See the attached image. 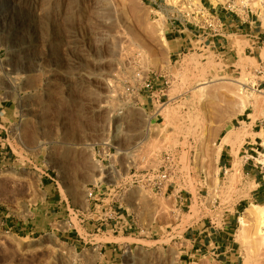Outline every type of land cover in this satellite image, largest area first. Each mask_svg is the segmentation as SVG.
Masks as SVG:
<instances>
[{
    "label": "rangeland",
    "instance_id": "rangeland-1",
    "mask_svg": "<svg viewBox=\"0 0 264 264\" xmlns=\"http://www.w3.org/2000/svg\"><path fill=\"white\" fill-rule=\"evenodd\" d=\"M214 11L262 16L264 0H0L15 154L0 165V264H77L108 242L115 264H230L180 254L202 221L228 227L235 264H264L258 221L238 223L251 204L264 212V48L258 63L238 31L220 49ZM186 26L205 40L175 32ZM163 160L169 180L148 186ZM100 182L118 185L103 198L133 211L140 235H87L67 210Z\"/></svg>",
    "mask_w": 264,
    "mask_h": 264
},
{
    "label": "crops",
    "instance_id": "crops-1",
    "mask_svg": "<svg viewBox=\"0 0 264 264\" xmlns=\"http://www.w3.org/2000/svg\"><path fill=\"white\" fill-rule=\"evenodd\" d=\"M214 8V7H212ZM204 10L209 12L210 8L203 7ZM214 15L219 17L222 24V33L215 37L214 40L216 44L221 49L224 47V42L229 44L228 38L231 36L237 35L238 31L245 32L243 35L247 41L248 48H251V52H255L256 55L253 58L259 63L261 58V49L264 48V14L262 16L256 15L253 17L252 15H239L235 13L234 15L227 14V12H217L214 11ZM243 16V17H242ZM175 32L180 34V32L190 36L194 35L195 37H199L197 41L205 40L206 36L195 35L193 30H190L187 26L181 28H175ZM202 38V39H201ZM171 41L180 42V46H183L188 43V41L182 38L172 39ZM260 43V45H256ZM178 44V43H177ZM250 46V47H249ZM228 50H233V45H228ZM179 50V48H178ZM2 100H0V132L2 128H6L4 125L3 111L7 109ZM252 149V148H250ZM223 158V157H222ZM221 158V159H222ZM252 197L257 199L260 197V191L256 190L253 192ZM187 197L184 196H174V201L180 203V205H184L187 201ZM59 201L58 203H61ZM65 202V201H64ZM67 204V203H65ZM68 205V204H67ZM128 208H126L127 210ZM69 211V208L67 209ZM128 211V210H127ZM134 213L133 211H129ZM135 217L137 216L134 213ZM137 220V219H136ZM140 221V220H139ZM137 221V225L141 227V223ZM81 227H83L84 231L90 235L89 232H92L95 235L103 234V235H111L112 237H126L133 235H140L141 232L137 231V229L132 228L125 232L113 233L108 228L105 229L100 225V222L97 220L95 215H86L85 223H82ZM182 249L180 254L182 256H187V258L198 259L202 256H213L219 259V263L229 262L230 264H235L237 262L238 256L234 250V240L232 239L231 233L228 231V227L224 226L222 229L217 230L212 225H208V223L202 221L199 225L195 227H187L182 234ZM74 246L82 245L80 243L86 244V241L83 240L82 236L76 231L74 235L70 237ZM108 244V245H107ZM116 248L110 242L98 245L97 247H88L87 249H80V258L77 261V264H115L116 258Z\"/></svg>",
    "mask_w": 264,
    "mask_h": 264
},
{
    "label": "built area",
    "instance_id": "built-area-1",
    "mask_svg": "<svg viewBox=\"0 0 264 264\" xmlns=\"http://www.w3.org/2000/svg\"><path fill=\"white\" fill-rule=\"evenodd\" d=\"M214 19L217 26L215 29H213L215 31L214 35L219 36L222 33V24L219 17H217L216 15H214ZM208 25L211 26V24ZM160 77V75H155V78L144 81L143 86L151 90L155 85L154 81H159ZM160 83L163 85L164 83H167V80L162 79L160 80ZM8 139L9 133L7 129L2 128V131L0 132V165H6L9 162L11 163L14 159L15 154L9 144ZM119 154L120 153H118V155ZM163 162H161L160 167L158 168L156 173L152 171L151 175L147 177L146 181L148 186L154 187L155 185H158V183H165L169 180L170 173L167 170L168 161L163 160ZM116 166H118V164ZM145 174L147 175L148 173ZM117 187L118 185H116V183H95L87 189L85 200L86 206L84 211L78 208L74 209V207H71L69 209H71V211H73L76 216L80 217L79 221L81 224L85 223L86 215H95L97 220L100 222V225L105 229L108 228L113 233L125 232L132 228H135L137 229V231L142 232V228L137 225V220L134 213L127 211L121 205L114 204L112 200H108L110 192L108 193V196L106 198H103L104 193H102V190L112 191Z\"/></svg>",
    "mask_w": 264,
    "mask_h": 264
},
{
    "label": "bare ground",
    "instance_id": "bare-ground-1",
    "mask_svg": "<svg viewBox=\"0 0 264 264\" xmlns=\"http://www.w3.org/2000/svg\"><path fill=\"white\" fill-rule=\"evenodd\" d=\"M214 1V0H213ZM236 168V167H235ZM235 168L233 169V171L235 170ZM261 206L260 205H257V204H251L249 207H247L243 213V216H241L239 219H238V223L240 226H245V221H244V218H250V219H253V220H256L258 221L259 225H260V233H261V236L264 240V212H260V213H256L254 211V209L256 208H260ZM172 208L170 207V210ZM239 226V227H240ZM240 237V236H239Z\"/></svg>",
    "mask_w": 264,
    "mask_h": 264
}]
</instances>
